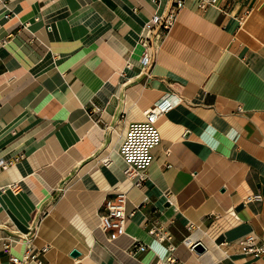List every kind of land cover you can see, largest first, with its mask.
<instances>
[{
    "label": "crops",
    "instance_id": "1",
    "mask_svg": "<svg viewBox=\"0 0 264 264\" xmlns=\"http://www.w3.org/2000/svg\"><path fill=\"white\" fill-rule=\"evenodd\" d=\"M170 4L0 0V158L12 161L0 188L18 186L0 190V241L12 240L13 253L34 227L33 246L49 247L44 264H160L154 241L167 249L164 264H264V253L239 246L249 234L264 240V0L204 10L185 0L144 74L139 34ZM170 93L179 101L159 117L148 178L134 187L119 147ZM114 190L126 193L129 216L109 241L97 211ZM133 241L146 250L130 255Z\"/></svg>",
    "mask_w": 264,
    "mask_h": 264
},
{
    "label": "built area",
    "instance_id": "2",
    "mask_svg": "<svg viewBox=\"0 0 264 264\" xmlns=\"http://www.w3.org/2000/svg\"><path fill=\"white\" fill-rule=\"evenodd\" d=\"M157 2V0H151ZM185 0H171L168 10L161 15L154 13L144 23L139 34L138 44L141 47L139 65L144 74H149L154 63V57L159 45L172 27L177 12L184 6ZM216 0H197V7L201 10L213 5ZM242 19V18H241ZM179 101L175 93L165 94L144 112L142 121L131 123L125 133L124 139L119 147V154L125 166L123 175L134 187H141L148 178V167L152 160V151L160 141L157 130V121L161 115L170 111ZM12 161H5L0 158V170L4 169ZM106 165L110 163L108 158L102 160ZM7 189L16 192L18 186L10 184L0 188L1 192ZM111 196H106L98 208L99 227L106 234L109 241L125 233V223L128 214L125 212L126 193L123 191H112ZM261 199L259 193L251 194L246 201ZM192 226H189V229ZM34 227L27 233L18 236L17 242L22 245L20 254L13 253V242L9 238L0 241V250L7 256V264H44V255L48 245L36 248L33 246L35 236ZM155 234L156 229L149 231ZM158 238L163 241L165 237L160 234ZM184 242L193 247L197 243H190L188 237ZM241 251L246 255L259 256L264 253V240L258 241L254 234H249L239 241ZM147 245L141 241H133L127 248L130 255L145 251ZM171 251L173 247L169 245ZM176 259L169 256L166 264H174Z\"/></svg>",
    "mask_w": 264,
    "mask_h": 264
},
{
    "label": "clouds",
    "instance_id": "3",
    "mask_svg": "<svg viewBox=\"0 0 264 264\" xmlns=\"http://www.w3.org/2000/svg\"><path fill=\"white\" fill-rule=\"evenodd\" d=\"M238 135L239 133L235 129H230L227 133L228 141L230 143H235V138ZM204 145L213 151H215L219 147L218 142H215V141H205ZM150 248L154 254L159 256L160 264H164L167 249L163 248L162 244L157 241H154L152 245H150Z\"/></svg>",
    "mask_w": 264,
    "mask_h": 264
},
{
    "label": "water",
    "instance_id": "4",
    "mask_svg": "<svg viewBox=\"0 0 264 264\" xmlns=\"http://www.w3.org/2000/svg\"><path fill=\"white\" fill-rule=\"evenodd\" d=\"M193 249L195 251H198V252L204 251V247L200 243L195 244L193 246ZM70 254H71V256H74L75 257V256H78L79 255V252L77 250H72Z\"/></svg>",
    "mask_w": 264,
    "mask_h": 264
}]
</instances>
